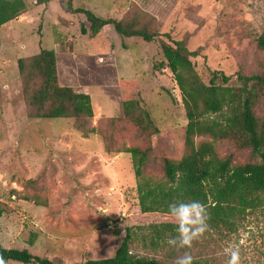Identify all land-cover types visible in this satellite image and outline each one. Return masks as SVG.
Here are the masks:
<instances>
[{
  "label": "rangeland",
  "instance_id": "1",
  "mask_svg": "<svg viewBox=\"0 0 264 264\" xmlns=\"http://www.w3.org/2000/svg\"><path fill=\"white\" fill-rule=\"evenodd\" d=\"M25 1L26 12L0 26V244L72 264L110 257L128 230L131 253L156 264H173L185 251L193 260L227 264L224 248L242 239L241 264H264V206L237 214L231 229L209 227L191 249L167 244L176 233L155 235L154 225L175 221L167 213L140 211L139 179L123 151L145 152L142 177L166 182L164 159L184 155L187 119L161 41L183 40L201 81L207 84L212 71H221L239 91L237 75L264 73V52L256 42L264 0H71L102 18L134 20L157 31L149 42L119 36L112 25L91 34L84 14L70 11L67 0ZM40 48L55 51L59 85L90 96L93 117L84 130L73 118L30 117L23 88L27 81L34 89L41 84L31 69ZM121 80L134 84L125 90ZM126 94L136 103L140 124L124 116ZM252 110L261 120L264 85ZM229 115L224 107L211 118L223 125ZM245 140L240 132L196 139L213 142L233 165L258 160Z\"/></svg>",
  "mask_w": 264,
  "mask_h": 264
},
{
  "label": "trees",
  "instance_id": "2",
  "mask_svg": "<svg viewBox=\"0 0 264 264\" xmlns=\"http://www.w3.org/2000/svg\"><path fill=\"white\" fill-rule=\"evenodd\" d=\"M48 1L35 0V3ZM67 1L70 11L84 14L91 34L99 33L105 25H112L115 33L123 37H140L149 42L158 35L157 31L138 27L134 20L102 18L89 9L73 7L71 0ZM26 10L25 0H0V26L16 19ZM167 38L169 42L161 41L160 48L165 65L172 73L180 91L185 110L187 119L184 133L185 153L177 161L164 159L166 182L161 183L142 177L141 167L145 161V152L137 147L123 148L124 152L131 155L134 175L139 179L137 193L140 211L167 213L169 203L198 200L207 207L210 214L208 224L211 229L222 227L231 229L237 214L264 206V114L259 120L252 110L258 90L264 85V73L237 75L242 83L239 91L228 85L230 76L221 71H212L206 84L196 73L190 59L193 53L187 49L184 41L173 40L169 36ZM256 42L258 48L264 52V25ZM24 67L22 60L19 59L20 74L25 73ZM31 69L41 79V84L36 89L29 85V81L24 84V100L32 108L30 117L73 118L77 127L84 130L87 120L93 117L90 96L72 87L59 85L55 51L40 48L32 58ZM131 84L134 83L120 81V87L125 90ZM122 107L125 117L140 124L138 117H135L136 103L127 94L124 95ZM224 107L230 109V115L225 118L222 125L212 119L211 115L221 112ZM87 132H92V129H87ZM235 132L244 135L246 138L244 145L250 148L251 155L258 158L257 161L233 165L229 157L218 155L213 142L196 141L198 137H211L213 140L227 138ZM153 231L157 236L165 231L175 234V224H156ZM129 238L127 230L125 237L108 258L87 259L72 264H156L153 259L132 254L129 249ZM0 255L6 262L63 264L32 254L25 248H6L1 244ZM192 264L214 263L193 260Z\"/></svg>",
  "mask_w": 264,
  "mask_h": 264
},
{
  "label": "clouds",
  "instance_id": "3",
  "mask_svg": "<svg viewBox=\"0 0 264 264\" xmlns=\"http://www.w3.org/2000/svg\"><path fill=\"white\" fill-rule=\"evenodd\" d=\"M167 214L175 221L176 235L170 236L167 240L170 247L191 249L193 243L199 241L209 231L210 214L205 204L198 200L169 203ZM244 242L242 239L239 244H229L224 248V254L229 257L227 264H241L240 245ZM192 261L191 253L185 251L175 260V264H192ZM0 264H7L2 255H0Z\"/></svg>",
  "mask_w": 264,
  "mask_h": 264
},
{
  "label": "crops",
  "instance_id": "4",
  "mask_svg": "<svg viewBox=\"0 0 264 264\" xmlns=\"http://www.w3.org/2000/svg\"><path fill=\"white\" fill-rule=\"evenodd\" d=\"M11 21H12V20H11ZM11 21H9V22H7V23L3 24L2 26H4V25H7V24L11 23Z\"/></svg>",
  "mask_w": 264,
  "mask_h": 264
}]
</instances>
